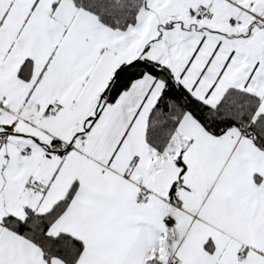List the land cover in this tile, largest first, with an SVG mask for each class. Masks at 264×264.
<instances>
[{
    "label": "snow or ice",
    "instance_id": "6c2138e0",
    "mask_svg": "<svg viewBox=\"0 0 264 264\" xmlns=\"http://www.w3.org/2000/svg\"><path fill=\"white\" fill-rule=\"evenodd\" d=\"M0 264H264V0H0Z\"/></svg>",
    "mask_w": 264,
    "mask_h": 264
}]
</instances>
